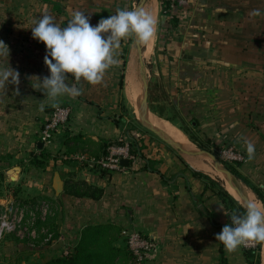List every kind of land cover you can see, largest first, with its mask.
I'll use <instances>...</instances> for the list:
<instances>
[{
	"label": "crops",
	"instance_id": "crops-1",
	"mask_svg": "<svg viewBox=\"0 0 264 264\" xmlns=\"http://www.w3.org/2000/svg\"><path fill=\"white\" fill-rule=\"evenodd\" d=\"M182 1L175 10L176 23L160 14L158 49L191 47V57L207 54L230 63L211 72L227 76L221 80L224 88L229 87L225 106L247 110L251 118H239L231 109L225 124H205L210 139L232 141L246 157L245 140L255 145V158L240 163L238 172L253 193L258 196V189L264 195V0ZM123 3L0 0V40L10 50L8 59L0 56V69L9 66L19 72V83H8L0 91V171L8 173L19 166L16 177L10 178L19 187L15 198L50 204L51 213L38 233V253L49 255L76 246L93 230L123 248L122 231L133 229L150 241L145 264H260L257 253L250 255L242 246L230 252L216 241V234L230 224V210L218 196L216 183L190 159L132 129L121 116L118 50V65L106 71L102 83L81 80L77 86L82 95L57 98L58 105L69 107L70 117L53 141L41 146V126L56 103L44 96L36 79L48 76L49 70L43 62L45 45L32 38L33 21L49 14L65 27L73 12L81 11L95 26L122 9ZM254 6L261 10L260 16H250ZM66 82L77 83L71 76ZM218 105L216 99L209 104ZM130 134L138 138V145ZM123 141L135 154L127 166L110 171L93 163L107 154L110 144ZM88 187L101 194H85ZM10 241L12 252L26 248L18 240Z\"/></svg>",
	"mask_w": 264,
	"mask_h": 264
},
{
	"label": "rangeland",
	"instance_id": "rangeland-1",
	"mask_svg": "<svg viewBox=\"0 0 264 264\" xmlns=\"http://www.w3.org/2000/svg\"><path fill=\"white\" fill-rule=\"evenodd\" d=\"M122 1L125 2L123 3L125 5L122 4V9L125 10H133V5H136L138 2V0H129V2L128 0ZM131 1L133 4H129ZM234 1L235 0H232L231 2L234 3ZM180 3L181 5L184 4L182 0ZM156 4L157 10L155 18L158 21L156 25V37L151 42L148 56H143L142 54L144 71L148 80V114H154L168 122L172 127L173 133L182 135L183 137L186 136L191 144H187V149L206 150L214 153L219 162L231 170L233 176L241 182L244 189H248L253 193L249 185L244 183V181L239 177L240 174L238 172V168L240 163L224 161L219 157V151L225 147H233L236 149L232 141L230 142L224 138L210 139L209 125L206 126L205 124V121H212L214 123H218L219 121V124H225L226 118L232 117V113L230 114L231 109L236 112L239 118L241 115H244V118L247 120L251 118V115H248L247 110L242 113L241 109H230L228 106H225L228 96V91L225 88L229 87L224 88L221 80L227 76L225 77L222 72H211L212 69L222 70L229 67L230 63H225L226 61H223L222 59L216 61L212 58V56H210V59L207 54L203 57L202 54L199 53L196 55L199 58L191 57V47H181V49H179L180 46H178L165 52L159 50L157 37L162 6L160 4V0H156ZM254 8L256 7L254 6L253 9ZM165 17L167 18L168 15ZM141 47L143 50V45H141ZM118 51L121 58V73L124 75L121 94V116L126 117L128 122L132 126H135L141 134H147L154 141L166 145L171 150H174L158 136L146 129L138 119V107L142 101L143 92L142 81L139 77V96L137 106L129 104L124 95L126 84L124 79L128 63L132 59L139 68L134 38L131 36L124 38L121 41ZM124 62L125 65H123ZM214 99L218 101L219 105L216 107L209 106L211 101H214ZM172 139L181 145H186L184 141L185 138L184 140H182L183 138ZM180 155L186 159L192 158L191 156L185 154ZM201 158L211 168L209 171L210 174L208 172H204V175L212 179L216 183L217 187L224 188L225 179L222 177L223 174L217 171V169L213 166L212 159L207 156H202ZM12 177L15 178L16 175L9 176L8 173L0 171V201L4 202V200L11 199H14L15 201H31L29 199L24 200L15 198L19 187L16 182L10 179ZM253 195L257 201L264 202L255 193H253ZM38 224L39 227H43L45 225V220H40ZM10 240H18L20 245H23L24 247L26 246V248L18 252H12L9 249ZM26 240H30L29 243H27ZM38 240L39 238L36 237L35 244L32 245L30 244L32 239H28L27 236H23L15 232L7 233L4 238L0 240V264H43L44 261H51L52 259L61 256L60 251L49 255L38 253V247L36 248ZM123 247L125 248V244ZM256 253L259 257V263L264 264V242L260 243ZM125 257L126 263L119 262V257H117L115 260L116 264H129L130 256L127 255V250L125 251Z\"/></svg>",
	"mask_w": 264,
	"mask_h": 264
},
{
	"label": "clouds",
	"instance_id": "clouds-1",
	"mask_svg": "<svg viewBox=\"0 0 264 264\" xmlns=\"http://www.w3.org/2000/svg\"><path fill=\"white\" fill-rule=\"evenodd\" d=\"M260 9H253L250 16H260ZM158 21L144 8L125 10L117 8L114 15L101 18L97 25L90 23V16L74 11L65 27L55 22V18L44 14L33 21L32 38L45 45L43 58L49 75L36 78L43 88L44 96L56 103L62 96L78 97L83 89L77 84L83 80L91 85L102 83L106 71L118 65L117 50L121 41L133 37L137 42L148 44L156 37ZM9 48L0 40V56L8 59ZM71 76L77 83L69 85ZM8 83H19V72L9 66L0 69V91L6 90ZM18 94V92L16 93ZM58 106V103H56ZM40 110H44L41 105ZM247 159L255 158V145L245 140ZM244 212L233 211L226 223L216 234V241L232 252L249 242H264V202L246 200Z\"/></svg>",
	"mask_w": 264,
	"mask_h": 264
},
{
	"label": "built area",
	"instance_id": "built-area-1",
	"mask_svg": "<svg viewBox=\"0 0 264 264\" xmlns=\"http://www.w3.org/2000/svg\"><path fill=\"white\" fill-rule=\"evenodd\" d=\"M160 4L168 15L169 21L174 19L175 10L180 4V0H160ZM172 22V21H171ZM70 117V109L66 105H58L51 109L48 118L43 122L40 132L39 141L44 145L50 144L55 134L66 125ZM135 154L131 152L128 142L112 143L107 148V154L101 158L93 159V163L107 170L122 169L120 160L127 158L133 159ZM219 157L229 162H247V157L241 151L233 147H225L219 151ZM50 204L46 200L41 201H0V240L7 233L15 232L28 239H32L34 245L39 230L36 222L44 221L50 214ZM126 238L127 245L134 256V264H145L147 252L150 250V241L137 230L124 229L122 231ZM48 240V238H46ZM260 243L249 242L242 247L246 250L257 251ZM69 248H64L66 254Z\"/></svg>",
	"mask_w": 264,
	"mask_h": 264
},
{
	"label": "trees",
	"instance_id": "trees-1",
	"mask_svg": "<svg viewBox=\"0 0 264 264\" xmlns=\"http://www.w3.org/2000/svg\"><path fill=\"white\" fill-rule=\"evenodd\" d=\"M161 13L165 14L163 8H161ZM172 21L176 23L177 17L174 16V19ZM123 65H125V62L123 63ZM123 76H124L123 73H121V79H120L121 89L123 88ZM131 128L134 129L135 127L131 126ZM130 137L133 139L131 140L133 141V143L135 142V144L137 145L139 144L138 138L136 136L130 134ZM139 146L141 147V145ZM81 184L85 186V183H81ZM255 191L258 194V197L262 201H264V195L258 189H256ZM88 193L92 194V196L100 195L101 190L97 188L92 189L88 187V190L85 191V194ZM217 194L221 198V200L225 203L226 207L230 210V214L233 211H238L241 214L244 212V208L226 189L222 187H217ZM38 222L39 220L36 222L35 225L38 229H40ZM68 248L69 251L66 254L63 253V249H62L60 251L61 256H58L55 259H52L51 261L49 260L44 261L43 264H116L115 260L117 257H119L120 260L119 262L124 263L126 261L125 260L126 250H127V255L130 256L129 264H134V256L127 245L126 238H125V248L124 247L118 248L111 243L109 237L99 235L98 231L96 230L89 231L88 233L84 234L82 240L79 242L78 245L70 246ZM248 251H250V255L251 254L254 255L257 252L253 250H248Z\"/></svg>",
	"mask_w": 264,
	"mask_h": 264
},
{
	"label": "water",
	"instance_id": "water-1",
	"mask_svg": "<svg viewBox=\"0 0 264 264\" xmlns=\"http://www.w3.org/2000/svg\"><path fill=\"white\" fill-rule=\"evenodd\" d=\"M147 0H138L137 4L135 5L134 9L137 8H143ZM135 45L137 49V57L139 62V70H138V77L142 81L143 86V92H142V101L138 107V119L141 122V124L154 133L156 136H158L161 140H163L165 143H167L170 147H172L176 152L180 154H185L188 156H207L212 159L213 166L217 169V171L221 172L224 176V178L234 187L236 192L244 199V202L248 200L245 197V189L242 186L241 182L236 179L231 170L227 168L226 166L222 165L216 155L210 151L206 150H193V149H187L183 147L180 143L174 141L166 132H164L162 129L158 128L157 126L153 125L149 118H148V80L146 77V73L144 71V63H143V57H142V47L141 42H137L135 39ZM124 120V119H123ZM132 125H129L131 127ZM42 146V143H40ZM129 164V160L127 158H122L120 160V165L127 166ZM20 170L19 166H15L12 169L8 171L9 176L17 175L18 171ZM242 207L243 205L239 203Z\"/></svg>",
	"mask_w": 264,
	"mask_h": 264
},
{
	"label": "bare ground",
	"instance_id": "bare-ground-1",
	"mask_svg": "<svg viewBox=\"0 0 264 264\" xmlns=\"http://www.w3.org/2000/svg\"><path fill=\"white\" fill-rule=\"evenodd\" d=\"M147 1H146V3H145L143 8L145 10L151 12L153 14V16L156 17V10H157L156 7L157 6H156L155 0H149L148 2ZM151 42H149L148 44L141 43V45H143V50H142L143 56H148ZM138 69H139L138 65L135 62H133V60L131 59L130 62L128 63L127 70H126V75H125V83H126L125 84V97H126V100H127V102L129 104H134L135 106H137V101H138V96H139ZM148 118H149L150 122L153 125H155L158 128L162 129L171 138H174V139L183 138L182 140H184V138H185L184 141H185L186 145H182L183 147L187 148V144L191 145L189 143V140L186 138V136L183 137L182 135H178V134L173 133L172 132L173 131L172 127L165 120H163V119H161V118H159L156 115L151 114V113L148 114ZM189 159H190V163L192 164V166L195 167L196 169L205 170L204 172H208V173L211 170V168L208 166V164L205 161H203L201 158L195 159V158L192 157V158H189ZM222 177H224V176L222 175ZM224 188H226V190L239 203H241L242 205L244 204V199L236 192L234 187L232 185H230V183H228V181L226 179L224 181ZM244 193H245V197L248 200H256V198L254 197L253 193L250 190H248V189L246 190L245 189Z\"/></svg>",
	"mask_w": 264,
	"mask_h": 264
}]
</instances>
